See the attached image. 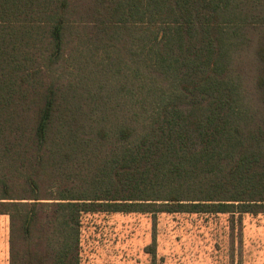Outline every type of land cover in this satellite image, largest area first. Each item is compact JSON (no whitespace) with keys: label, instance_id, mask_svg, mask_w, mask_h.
I'll return each mask as SVG.
<instances>
[{"label":"trees","instance_id":"16d2710c","mask_svg":"<svg viewBox=\"0 0 264 264\" xmlns=\"http://www.w3.org/2000/svg\"><path fill=\"white\" fill-rule=\"evenodd\" d=\"M95 212L264 213V0H0L10 264H80Z\"/></svg>","mask_w":264,"mask_h":264},{"label":"rangeland","instance_id":"374dc122","mask_svg":"<svg viewBox=\"0 0 264 264\" xmlns=\"http://www.w3.org/2000/svg\"><path fill=\"white\" fill-rule=\"evenodd\" d=\"M65 57L55 72L67 79L76 67ZM80 64L81 81L106 78ZM80 256V264H264V213H87ZM11 260L9 217L0 214V264Z\"/></svg>","mask_w":264,"mask_h":264}]
</instances>
